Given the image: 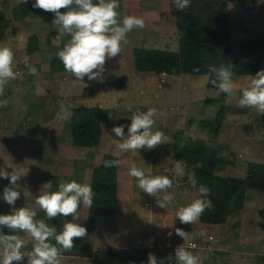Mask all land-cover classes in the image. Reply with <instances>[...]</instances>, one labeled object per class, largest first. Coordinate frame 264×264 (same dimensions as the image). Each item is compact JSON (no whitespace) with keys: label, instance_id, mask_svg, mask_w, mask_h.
Wrapping results in <instances>:
<instances>
[{"label":"rangeland","instance_id":"rangeland-1","mask_svg":"<svg viewBox=\"0 0 264 264\" xmlns=\"http://www.w3.org/2000/svg\"><path fill=\"white\" fill-rule=\"evenodd\" d=\"M22 2L0 0V46L13 50V68L17 73L0 96V100L8 102L6 107H0V168L8 172L24 168L28 173L18 181L21 201L10 206L0 198V205L8 207L9 213L20 208L17 204L37 210L38 206L34 207L36 196L32 195L37 194L36 189L47 191L43 185L48 181L52 182L49 191H56L61 182L72 180L89 184L93 167L106 153L114 154L120 161L117 167L120 194L130 195L127 215L137 223L135 228L127 225L129 219L121 210L115 231H122V239H130L129 232L135 229L148 243L156 239L160 243L170 240L190 250L188 240L184 245L176 241L175 229L181 228L189 233V239L196 241L195 252H191L199 257L200 264H264V190L246 189L241 211L223 223L205 225L199 219L193 224H183L176 217L179 207L199 196V188L196 184L193 187L195 168L187 166L185 158L179 156L185 145L192 142V145L207 146V152L219 159L216 173L222 176L245 177L249 162L264 163V114L239 105L241 89L249 76L255 75L251 69L259 67L258 58L239 61V69L233 76L232 95L212 85L208 74L139 70L135 48L179 50L177 8L174 0H118L120 18L141 16L145 27L128 33V43L120 56L106 60L103 83L88 81L87 77L79 81L65 69L51 70L52 63L60 65L59 60H54L70 37H59L47 13L23 14ZM229 15L234 52L255 43L264 44V0H229ZM25 57L37 69L36 75L29 74L23 63ZM218 97L219 103H205L206 99ZM129 105L133 112L155 109L152 130L163 131L166 142L151 150L120 152L117 145L121 138L112 129L124 125L125 135L128 134L132 114ZM78 106L96 108L101 116L99 137L81 139L76 136L71 114ZM221 106L224 111L218 120ZM29 163H37L34 166L39 167L34 170L26 165ZM133 163L146 173L167 175L172 180V187L166 193H158L161 199L165 194L173 196L168 208L159 207L157 198L137 187L136 179L128 174ZM177 164L183 169L182 174ZM36 173L42 174L38 180ZM4 179L0 177L1 185H6ZM33 183L37 187H33ZM27 191L31 195L26 198L24 192ZM152 211H160L162 215L156 214L153 218ZM93 220L99 221V217ZM111 220L113 216H108L104 223H112ZM56 221H52L53 226L59 224ZM158 244L153 245L154 249L159 250ZM160 249L161 254L165 253L164 247ZM150 252L156 254L148 246L131 248L118 251L114 258L125 264H147ZM161 254L158 251L157 256ZM161 258L164 257L159 260ZM164 260L165 264H170L168 257ZM174 262L175 259L172 264Z\"/></svg>","mask_w":264,"mask_h":264},{"label":"clouds","instance_id":"clouds-1","mask_svg":"<svg viewBox=\"0 0 264 264\" xmlns=\"http://www.w3.org/2000/svg\"><path fill=\"white\" fill-rule=\"evenodd\" d=\"M24 3L27 0H23ZM175 7L185 11L191 5V0H174ZM33 7L46 12L55 13L52 24L58 29L59 37L68 35L70 38L64 44L57 56L63 63L67 73L76 80H97L104 82L106 60L120 56L127 45V34L134 28L143 29L145 20L141 16L126 15L122 19L118 9V0H35ZM61 9H67L61 12ZM58 37V38H59ZM14 52L8 46H0V96L5 93V86L9 80H14L17 73L13 68ZM24 65L28 68L30 75H36L37 69L29 63L25 57ZM199 71V68L194 69ZM210 83L219 88L222 93L232 95L234 92L233 71L226 66L219 68L210 67ZM87 85L84 84V87ZM242 95L239 99L241 107L255 108L260 114H264V69L258 70L254 76H249L246 86L241 89ZM7 100H0V107L7 106ZM131 123L124 132V125L114 126L112 131L121 141L117 148L120 152H137L138 149H154L165 141V133L153 131L156 110L149 108L147 111H132ZM118 159L105 160V167H118ZM176 168L180 174L183 169L179 164ZM28 169L18 168L11 172L0 168V177L9 180L11 186L3 190L2 199L10 206H14L20 198L17 188L18 181L26 176ZM137 181V187L145 193L157 197V204L161 208H168L173 201L172 196L165 194L159 198L157 193L165 192L172 187V180L167 175L153 176L133 163L128 173ZM47 189L52 188V182L43 185ZM195 187V181H193ZM199 196L189 204L181 206L176 212V217L183 224L197 222L206 209H211L212 201L208 198L211 189L201 185L198 189ZM30 192H24L27 198ZM95 192L87 183H79L75 180L61 182L58 190L44 191L35 199V205L42 210L48 219L57 216L72 217V221L65 222L63 229L57 232L54 226H49L43 220H37V211L31 207L14 208L10 214H0V229L7 228L13 234H4L0 231V264H13L24 259L27 241L17 232L27 233L31 236L34 244L32 250L27 253L28 264H61L62 251H71L74 247V239L87 236L86 227L79 221L81 206L91 208ZM175 234L182 237L184 241L189 239V233L181 228L175 229ZM172 235L171 232L168 233ZM203 235V233H202ZM55 240V244L51 240ZM57 245L59 247H57ZM169 260L172 257H168ZM175 261L178 264H200L199 257L183 246L175 249ZM147 264H158V259L153 253L148 254ZM159 264H165L161 258Z\"/></svg>","mask_w":264,"mask_h":264},{"label":"trees","instance_id":"trees-1","mask_svg":"<svg viewBox=\"0 0 264 264\" xmlns=\"http://www.w3.org/2000/svg\"><path fill=\"white\" fill-rule=\"evenodd\" d=\"M35 0L22 2L23 14L47 13L51 20L55 13L46 12L33 7ZM66 12L67 9H61ZM177 19L180 32V47L178 51L158 47H138L134 49L136 66L139 70H150L156 73L168 74H208L210 67H229L233 73L239 68V61L246 62L258 58L259 67L251 69L256 73L264 69V44L241 47L234 52L231 42L229 0H191V5L185 11L177 9ZM59 60V66L51 64L52 71L64 69ZM199 68V71L194 69ZM209 98L205 103L220 102ZM225 102V101H223ZM224 107H219L218 120L223 115ZM101 116L96 108L87 106L75 107L71 114L74 133L78 138L90 139L102 134ZM220 117V118H219ZM192 143V142H191ZM185 145L180 157H184L187 166H194L195 184L211 189L208 197L212 201L211 209H206L200 219L209 223H223L228 217L239 213L243 207L246 189L264 190V163L249 162L245 177L222 176L216 173L217 162L206 147L196 144ZM118 159L114 154L106 153L99 164L93 167L91 187L95 192L90 213L93 215L112 214L116 211L118 177L117 167H105V160ZM0 214H10L0 209ZM4 234H12L6 227L0 229ZM167 259L166 253L161 254Z\"/></svg>","mask_w":264,"mask_h":264},{"label":"crops","instance_id":"crops-1","mask_svg":"<svg viewBox=\"0 0 264 264\" xmlns=\"http://www.w3.org/2000/svg\"><path fill=\"white\" fill-rule=\"evenodd\" d=\"M26 165L31 166L32 169H34V170L39 167V165H38V167L34 166V165H37V163H33V164L29 163V164H26ZM36 174H37L36 175V179L37 180L40 179L42 174H39V173H36ZM118 176L119 175H117V177ZM24 179H25V177H24ZM30 179L33 180L32 178H30ZM4 181H6L5 182L6 185H1L0 184V198H2V194H3L4 188L6 186H8V184H10L9 180L4 179ZM91 181H92V175H91V178H90V181H89L90 186H91ZM9 186H11V185H9ZM32 186L33 187H37L34 183H33ZM120 187H121V184H120V181L118 179V193H117L116 211L114 213H112V214L93 215V214L90 213V208H85V207L81 206V208L79 209V214L81 215V218L77 222L80 223L82 226L86 227L87 236L84 237V238L74 239V247H73V249L71 251H62L61 252V256H60L61 264H125V263H123L121 261L119 262L117 259H115L114 258L115 257L114 254H116L120 250H128V249H131V248H135L136 249L138 247H145V246H148L149 248L150 247L153 248V251L156 253L155 256L158 255V251L161 254V249L156 250V249H154V246H153V245H155V243H160L159 239H156L155 241H152V242L148 243V242H146V240L144 238H142L141 235H139L137 233V231L135 229L130 230V232H129L130 235H131L130 239H126V238L122 239V237H121L122 231H120V229H119V231H115L118 228V222L117 221H118V216L120 215L121 210L125 213L126 217H128L127 211L129 209V206H130V199H129L130 195H121L120 194ZM47 191H49V189H47ZM33 192H35V191H33ZM36 192H37L38 195L43 193V192H40V189H38V191L36 189ZM162 193H164V192H162ZM37 194L32 193V195H35L36 197H37ZM159 194H161V192ZM159 194L157 193L158 197H160ZM154 198L156 199L157 197L154 196ZM152 200L154 201V199H152ZM20 201L21 200L18 199L16 202H20ZM18 206L22 207L24 205L17 204L16 207H18ZM148 206H149V203L147 202L146 203V207H148ZM34 207H37V206L34 205ZM0 209H2V210H10L8 207L2 206V205H0ZM36 211H37L36 219L37 220H43L49 226H53L52 225L53 224L52 221H54V220L56 221L57 220L56 223H59V224L54 226L57 229V232H60L63 229V225H64L65 222L72 221V217L71 216H69V217L57 216L55 218L48 219L46 214L42 210H40L38 208ZM159 212L160 211H158V212L157 211H152L151 216L154 218V215H156V214L162 215V212L161 213H159ZM129 213H130V211H129ZM104 215H106V217L113 216V220H111L112 223H109V224L108 223H104V219H106V217H102ZM96 216L99 217V221L93 220V218L96 217ZM152 217H151V219H152ZM128 219H129V221H128L127 225L132 226L133 228H135L134 224L136 222L135 221H131L130 217H128ZM157 224L160 225L161 223L157 222ZM203 224H205V225L206 224L216 225L218 223L204 222ZM123 229L126 230L125 227H123ZM14 234L20 235L28 243H27L26 247L22 249V251L25 252L24 259L22 261H20V262H13V264H28L29 257L27 255V253L32 250V246L34 244V241L32 240L31 236H27L26 233L17 232V233H14ZM175 237L177 239L176 240L177 243L180 242V243H183V245L187 243L184 240H178L179 238L183 239L182 237H180L178 235L175 236ZM108 239L112 240V242H110ZM168 239H170V238H168ZM190 240H193V239H188V241H190ZM122 241H126L128 243H121ZM50 242L55 244V240L54 239L51 240ZM144 244H146V245H144ZM57 247H59V246L57 245ZM187 250H189V249H187ZM162 251H164V250H162ZM189 251H194L195 252V250L193 248H191ZM158 257L160 258L162 256H157L158 264H159L160 260H159ZM166 258H167V253H166ZM174 264H178V262L175 261Z\"/></svg>","mask_w":264,"mask_h":264},{"label":"built area","instance_id":"built-area-1","mask_svg":"<svg viewBox=\"0 0 264 264\" xmlns=\"http://www.w3.org/2000/svg\"><path fill=\"white\" fill-rule=\"evenodd\" d=\"M179 246H181L179 243L175 244V242L170 241V240L167 242H163V243L158 244L159 249L164 247V251L167 253V257H172V259L169 260L170 264L173 263V260H174L173 256L175 254V249ZM188 246L191 248H194V247H197V243H196V241L190 240L188 242Z\"/></svg>","mask_w":264,"mask_h":264}]
</instances>
